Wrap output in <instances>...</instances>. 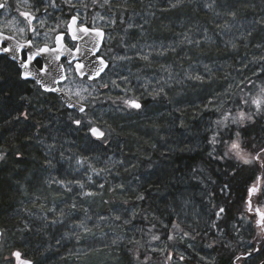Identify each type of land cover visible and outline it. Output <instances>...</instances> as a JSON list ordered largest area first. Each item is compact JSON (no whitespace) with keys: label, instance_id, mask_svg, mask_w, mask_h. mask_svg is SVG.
<instances>
[{"label":"trees","instance_id":"trees-1","mask_svg":"<svg viewBox=\"0 0 264 264\" xmlns=\"http://www.w3.org/2000/svg\"><path fill=\"white\" fill-rule=\"evenodd\" d=\"M123 7L127 19L125 28L115 32L109 72L115 63L112 57L120 54L118 47L127 38L131 15L141 14L148 21L147 17L155 14L150 23L137 22L139 30L133 32L132 42L160 45L156 58L153 57L156 63L147 58L136 61L134 66H163L172 60L179 67L191 66L193 78L183 92L187 96L177 105L171 103L166 91L161 96L162 102L147 99L140 112H133L139 116L134 124L139 125L129 128L125 122H117L109 134L104 132L103 139L109 137V146L99 145L87 129L83 130L86 125L83 119L94 109L91 105L87 115H75L57 97L43 94V111L27 109L29 123L20 117H9L0 126V147L7 152L8 159L0 165V231L4 234L3 229H14L18 248L13 252H19L32 264H141L146 258L147 264H167L171 254L178 264H236L244 246L252 245L255 249L259 243L245 200L247 188L264 176V170L255 166L238 168L234 161L222 158V153L237 131L244 144L255 145L256 149L264 147V116L240 125L229 122L223 129L217 120L241 112L239 99L243 94L260 92L264 87V0H127ZM229 27L236 29L229 32ZM256 72L258 75L254 76ZM197 75L203 81L195 80ZM109 87L106 93L99 94L96 108H118L119 105L112 104L110 94L114 87ZM8 94L10 98L17 96L13 92ZM10 100L0 91V103L7 105L2 109L8 108L13 113L17 103L15 106ZM150 108L163 112L162 120L152 119ZM7 114L8 111L1 113V119ZM74 119L82 120L80 127L73 123ZM173 120L185 128L177 127L176 133H171ZM158 121L164 138L169 140L168 151L152 148L149 143L155 139L151 131ZM138 126L145 131H138ZM190 133L191 141L181 142L184 138L178 141L181 134L185 137ZM214 136L215 145L211 142ZM125 144L130 145L129 149L124 148ZM46 145L67 151L61 153L68 158L79 156L82 148L90 150L85 157H97L102 163L111 155L115 160L120 157L115 171L121 176L122 188L110 189L113 202L108 206L100 203L97 210L108 215L117 213L120 219L115 232L124 242L93 257L77 258L75 243L66 238L62 229L54 230L53 225L47 229L36 226L26 229L28 226L22 225L18 212L24 202L23 194L48 201L44 195L48 187L43 180L52 155L43 151ZM112 180L115 184L113 177L107 179L109 183ZM140 195L144 197L142 200L137 199ZM181 201L202 209L205 224L195 223L191 227L181 224L179 215L168 209L169 205L181 207ZM41 205L40 201L37 206ZM220 207L225 212L217 217ZM177 225L180 230L174 227ZM154 235L160 239L153 240ZM169 236L173 239H168ZM198 251L206 252L207 261L197 262ZM260 252L264 257V249L251 257ZM95 256H100V260L95 262ZM180 256H187L184 261L180 259L183 263L179 262Z\"/></svg>","mask_w":264,"mask_h":264},{"label":"rangeland","instance_id":"rangeland-1","mask_svg":"<svg viewBox=\"0 0 264 264\" xmlns=\"http://www.w3.org/2000/svg\"><path fill=\"white\" fill-rule=\"evenodd\" d=\"M128 7L129 10H131L130 8L132 7H130V4ZM147 18L149 20L145 21L146 18L142 19L141 14L131 15V24L129 23L131 26L126 28L127 38L126 40L124 38L123 41H125L122 42L120 47H118V52L120 54L116 57H112L115 63L111 68L112 70L108 72L105 82L101 81L100 84L91 87L85 85L84 83L82 84L76 82L74 75L70 73L69 82L65 85L64 90L79 103H83L85 105L90 104L91 107L94 108L92 113L83 119L86 124L83 130L86 131L87 129L88 134L90 131L88 130L89 125L87 122L89 121L91 122L92 127H98L107 134H109L113 124H116L117 122H125L129 128H132L133 125H139L134 124V121L137 122V117L139 116L133 112H140L142 109L138 111L127 107L124 103L125 100L135 99L142 105L143 108L144 102L149 98L162 102L161 96L165 91L169 92L171 97L170 101L173 105H177L178 101H181V98H185L187 96L183 92L186 91L187 87H189V85L187 86V83L191 81L189 78L192 77L191 66L186 68L179 67L176 63H174L175 60H172L173 62L163 66H147V64H143L140 67L134 66L139 60L142 62L143 57L149 58L152 64L156 63V61L153 60V57L156 58L155 53L158 49L157 46L160 45L148 42L142 46V43L133 44L134 42H132L133 32L135 29L139 30V27H136L137 22L141 21L146 24L150 23L151 20L155 19V14L149 15ZM234 29L236 28L232 29L229 27V32L234 31ZM147 33L151 35V31ZM124 36L125 33H123V37ZM220 36L222 40L223 34H220ZM118 74L123 78L118 79ZM257 75L258 72H256L254 76ZM108 80H111V84L106 83ZM104 85H110L111 88L114 87V90L112 89V91H110L112 96L110 97L113 105H119L118 108H115L114 106L112 108H96L99 105L97 102L100 97L99 94H101L99 90H103ZM83 89H87V91L85 92ZM76 91L81 92L83 99L78 98L75 95ZM258 93L259 91L256 90L244 93V96L239 99L241 102L240 110L246 113L254 111V108L251 106V99ZM149 114L152 119H157L159 121L162 120L164 116L163 112H160L157 108H150ZM236 115L237 114L226 115L228 116L227 121L224 120V116L221 117V119H218L217 121L224 122L221 124L217 123L218 126L223 129V127L227 126L229 122H232L231 119ZM256 117L257 116L254 118ZM159 121L154 124L152 131L151 129L149 130L152 133H155L153 136L155 139L151 140L149 143L153 145L152 148L155 147L159 148V150L162 149V151H168L170 150L169 140L164 138L163 128L160 127ZM138 127V131H145L143 126ZM177 127L185 128V125L176 124L175 120H173L172 126L169 128L170 132L175 134ZM180 136L181 138H179L178 141L182 138L184 139L181 142L184 143H188L192 140L191 133L190 136H188V134H186L185 137H183V134ZM140 138H142V136H140ZM230 143H228V145ZM98 144L109 146V137L98 141ZM37 146L41 148V145L38 144ZM129 146L130 145L125 144L124 148L128 147L129 149ZM52 147H49L48 145L43 146V151L52 155L49 163L50 169L48 170V173L45 174V178L43 180L44 185L48 187L46 194H44L48 197V201L40 200L38 198L31 199L28 194H23L24 202L20 203L19 206L21 209L18 212L21 216L20 220L22 221L21 223H23L22 225L28 226L26 229H30V226H36V229H39L40 227L42 229L43 227L47 229L48 225H53L54 230L59 228L62 229V233H66V238L75 243L74 248L76 249L75 255H77V258L82 257V255L85 257H93L96 253H101L100 251L105 250V248L116 246L117 243L122 241L124 242L125 239L121 235H116L115 232V225L118 221V219H116L118 216L117 213L108 215V213L103 214L97 210V206L100 203H105V205L107 204L108 206L113 202L111 197L113 192L110 191V189L118 190L119 187L122 188L121 176L115 171L117 168L116 165H118L117 161L120 157L115 160V157L111 155L106 162L102 163L97 160V157L93 156V159L85 157L84 154H90V150L88 149L82 148L80 149L79 156L75 155L74 158H68L63 154L67 151H61L60 148ZM95 147L96 146H94L93 151ZM68 151L71 152L72 149H69ZM111 151H113V148H111ZM155 151L157 152V150ZM0 156H3V158L0 159V165L3 162H8L7 152H5L2 147H0ZM99 167L101 169L97 170ZM109 177H113L115 179V184L113 180L110 183L107 181ZM81 185H83V187H81ZM253 185L264 189V176L259 178ZM89 192L94 195H85V193ZM40 201L42 203L41 207H39L40 205L37 206ZM169 201L170 203L173 202L171 199ZM168 209L174 215H179L181 224L188 227L193 226L195 223H201L202 225L205 224V221H207L204 211L199 207L195 208V205H190L188 202L185 204L182 202L181 207L179 208H172V206L169 205ZM257 210L264 213V197H252V211L249 212V216L251 217V223L256 229V234L260 231L254 223V221L259 219V216L256 213ZM3 230L4 234L2 233L0 242V264H19V261H17L13 255V251L18 248V246H16L15 239H17V237L15 231L13 228ZM258 238L259 243L256 245L255 249L260 248L259 251H262L264 249V240H262L260 236ZM253 249L254 247H252V245L244 246L240 255L241 259L238 260L236 264H260L264 258L262 257L263 254L260 252L251 257L253 253L256 252ZM249 250H252V254L250 256L248 255ZM69 253L71 254V252ZM205 254L206 252L201 253L198 251V263H204V261H207ZM169 257H171V259H169ZM169 257L166 261L167 264H178L172 254ZM180 257L179 262L183 263L181 262ZM186 257L183 256V259L185 260ZM99 258L101 257L95 256V262L99 261Z\"/></svg>","mask_w":264,"mask_h":264},{"label":"flooded vegetation","instance_id":"flooded-vegetation-1","mask_svg":"<svg viewBox=\"0 0 264 264\" xmlns=\"http://www.w3.org/2000/svg\"><path fill=\"white\" fill-rule=\"evenodd\" d=\"M126 2L127 0H110V4H105L104 0H96L95 3L93 0H0V3L5 4V7L0 9V32L4 36L13 37L7 42L9 48L16 47L15 60L12 59L11 54H0V91L5 94L7 99H13L10 100V103L15 106L17 103V110L15 108L13 113L8 108L2 109V107H7L5 102L0 103V114L8 111L4 118L1 119L0 117V126L2 123L8 122L9 117H20L29 123L30 116L27 109L38 110L40 108L43 111V94L55 96L62 103L58 95L43 91V71L47 62L51 60L49 56L54 54L55 57L52 59L57 60V53L40 52L37 54V50L45 47L49 49L58 48V45H64L72 52H76L79 42L71 39L72 34L70 32L78 31L79 27H88L104 32L105 39L97 57L108 62L109 67L101 78L89 81L87 77L78 78L76 72L72 70L76 62L69 64L67 59L63 58L61 63L65 68L67 80L59 87L73 101L79 103L64 90L65 85L69 82L70 73L74 75L76 82L91 87L100 84L101 81L105 82L111 67V44L117 35L115 32L125 28L124 21L127 17L124 14L126 9L123 6ZM21 13H27L35 19L29 24ZM74 18L76 24H72ZM32 28H35V34L32 32ZM58 35H63V40L60 43L56 41ZM17 41L19 47H17ZM29 41H31V47H28ZM29 57L32 59L29 60ZM77 62L81 63V61ZM24 63L28 65L25 70L21 67ZM24 72L29 73L28 79L21 78V74ZM109 81L107 82L109 83ZM108 90H110L109 85H104V89L99 90V92L106 93ZM8 92H13L17 96L10 98ZM103 102L106 103L105 100ZM83 105L86 108V114L69 109L68 111L71 114L85 116L89 113L90 104ZM24 113H27V119L24 118ZM90 137L96 141H101L104 138L97 139L91 134ZM22 260L23 258L20 256V261Z\"/></svg>","mask_w":264,"mask_h":264},{"label":"snow or ice","instance_id":"snow-or-ice-1","mask_svg":"<svg viewBox=\"0 0 264 264\" xmlns=\"http://www.w3.org/2000/svg\"><path fill=\"white\" fill-rule=\"evenodd\" d=\"M93 2L95 3L96 0H93ZM105 4H110V0H104ZM173 7H176V4L172 5ZM5 4L4 3H0V9L4 8ZM21 15L25 16V19L28 20V23L31 24L32 20L35 19V17H31L29 14L27 13H21ZM235 15V13H233V16ZM72 24H76V19L74 18L72 20ZM21 31H24V29H21ZM79 32L82 33H89L90 31L95 32V35L97 37H100L101 39L104 36V33L100 30L97 29H89L88 27H79L78 28ZM32 32L35 34L36 30L35 28H32ZM13 37L11 36H4L2 32H0V54H11L12 59L15 60L16 56H15V52H16V47L13 48H9L7 46V42L12 40ZM71 39L75 40L78 39V36L73 33L71 36ZM63 40V35H58L56 37V41L57 43H60ZM19 42L17 41V47H19ZM31 41H29L28 47H31ZM61 49L59 48H52L49 49L47 47L45 48H41L37 50V54H39L40 52H44V53H48V52H56L57 53V59H59V52ZM80 49L76 48V51L78 52ZM95 51V49H94ZM29 60L32 59V57L28 58ZM143 59H147V57H143ZM71 64V62H69ZM99 63L103 66L101 68H97L95 69V72L97 75H99V73L101 71H103L104 67H107V65L105 64L103 59H100ZM23 68H27L28 65L27 63H24L21 65ZM85 67L84 64H81L79 62H77L74 67H73V71L79 73V75L82 77L84 76L86 73L82 72L81 70ZM29 77V73L28 72H24L21 74V78L22 79H28ZM62 79H67L66 76H62ZM89 78L91 79V75L89 74ZM190 79H192L193 77H189ZM195 80L197 81H203V77L197 75L194 77ZM46 91H52V89H45ZM83 91H87V89H83ZM75 95L78 98L83 99V97L81 96V92L80 91H76ZM125 105L127 107H130L132 109H136V110H141L142 109V105L137 102L135 99H131V100H125L124 101ZM247 103V101H246ZM73 107H76V105H71ZM251 106L254 108V111H250V112H239L237 113L236 116H234L232 118V123L234 124H243L245 121H253L255 116H264V87H261L260 92L254 96L251 99ZM78 111L80 113H85L86 114V108L84 107L83 103L79 104L78 106ZM24 118L27 119V113H24ZM19 118V117H17ZM228 116L224 117V120L227 121ZM224 121H217L218 124L223 123ZM73 123L77 126L80 127L82 124V120L81 119H74ZM89 125V131L91 133L92 136L96 137L97 139H102L105 136V133L103 131H101L100 129L96 128V127H92L91 126V122H87ZM214 145L216 144V137L214 136L212 138L211 141ZM3 156H0V159H2ZM222 158H229L230 160L234 161L235 166L236 167H242V166H255L258 169L264 170V147H260L259 149H256L255 145H248V144H244L241 140V133L239 131L235 132V139H233L231 141V143L229 145H227V150L224 151L222 153ZM81 187H83V185H81ZM227 187V186H225ZM223 191V189H222ZM85 195H94L93 193H85ZM264 197V189H261L260 187H257L256 185H252L250 187L247 188V192H246V200L245 203L247 204V209L249 212L252 211V197ZM144 197L142 195L138 196L137 199H143ZM225 212V208L224 207H220L216 213L217 216H219L221 213ZM258 215H259V219L254 221L255 225L257 228H259V232L257 233L258 236L261 237L262 240H264V213H259V211L257 210ZM116 219H120L119 216L116 217ZM241 219H244V217L242 216ZM55 222V221H53ZM177 228V230L179 229V226H174ZM2 235V234H0ZM153 240L158 241L160 239V237L158 235H154L152 237ZM168 239H173L172 236H169ZM155 250V249H153ZM255 251H259V249H253ZM252 254V250H249L248 255L250 256ZM17 261H20V256L21 254L19 252H16L13 254ZM246 258V257H245ZM169 259H171V257H169ZM181 260H183V256L180 257ZM241 257L237 256L236 260H240ZM20 264H25V262L20 261ZM141 264H147V258L145 259V261L141 262Z\"/></svg>","mask_w":264,"mask_h":264},{"label":"water","instance_id":"water-1","mask_svg":"<svg viewBox=\"0 0 264 264\" xmlns=\"http://www.w3.org/2000/svg\"><path fill=\"white\" fill-rule=\"evenodd\" d=\"M70 33L71 34L75 33L78 36V39H75V40L79 42L78 48L80 50L78 52L77 51L72 52L71 50L66 48L64 45L63 46L58 45V48L61 49L59 52L61 54L59 56V59L53 60L52 58L55 57L54 54L49 56L51 60L47 62L46 67L43 71V91L58 95L62 103L67 109L80 113L78 111L79 103H76L75 101H73L70 98V96L64 93L59 87L61 84H63L67 80V79L61 78L62 76L67 77L65 68L61 63V59L66 58L68 63L71 62V64L73 62L77 63V61H81V64L85 65V67L81 71L86 74L81 77L79 73L76 72V75L80 79L87 77L89 81H95L101 78L107 71L109 64L108 62L104 60L107 67H104L103 71H101L99 75L96 74L95 69L103 67L99 63L100 59L102 58L97 57V55L99 54L102 48V45L105 39V34L103 38L101 39L100 37H97L95 35V32H92V31H90L87 34L79 32L77 30L75 32L71 31ZM23 70H25V68H23ZM89 74L92 77L91 79L89 78ZM45 89H52V91H46ZM71 105H76V107H73ZM256 213L258 215V212ZM0 234H2L1 231H0ZM0 241H1V235H0ZM22 261L25 262V264H32L30 261H27V260H22ZM260 264H264V260Z\"/></svg>","mask_w":264,"mask_h":264}]
</instances>
